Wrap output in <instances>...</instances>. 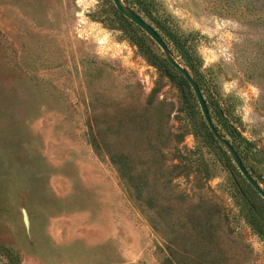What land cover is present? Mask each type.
I'll use <instances>...</instances> for the list:
<instances>
[{"label":"rangeland","instance_id":"obj_1","mask_svg":"<svg viewBox=\"0 0 264 264\" xmlns=\"http://www.w3.org/2000/svg\"><path fill=\"white\" fill-rule=\"evenodd\" d=\"M122 1L264 190V0ZM138 44L113 0H0V264H264V198Z\"/></svg>","mask_w":264,"mask_h":264},{"label":"water","instance_id":"obj_2","mask_svg":"<svg viewBox=\"0 0 264 264\" xmlns=\"http://www.w3.org/2000/svg\"><path fill=\"white\" fill-rule=\"evenodd\" d=\"M116 8L120 13H122L128 20L133 22L135 25H137L139 28H141L147 35H149L152 40H154L162 49L164 54L166 55L168 62L177 69L189 82L190 86L192 87L197 100L199 102V105L202 109L203 115L205 120L208 123V126L212 133L215 135V137L225 145L229 153L234 159V162L238 166L240 172L244 175L248 183L264 198V190L261 188L259 183L255 180V178L250 174V172L245 167L242 159L240 158L238 152L235 150L233 145L223 138L221 134L216 129L215 125L213 124L212 118L210 116V112L207 106V103L205 101V98L201 92V89L198 85V83L194 80V78L191 76V74L184 69L172 56V52L169 49L168 45L164 41V39L161 37V35L155 30L150 24H148L139 14H137L135 11L129 9L126 7L122 0H113Z\"/></svg>","mask_w":264,"mask_h":264},{"label":"trees","instance_id":"obj_3","mask_svg":"<svg viewBox=\"0 0 264 264\" xmlns=\"http://www.w3.org/2000/svg\"><path fill=\"white\" fill-rule=\"evenodd\" d=\"M129 5H138V0H125ZM175 47L177 49V52L181 53L184 56V52H187L189 50L188 45L186 42L181 41L178 39L174 42ZM141 50L143 51L144 55L150 60V62L158 69L165 71L174 81L177 82L181 90L183 91V94L185 95L187 101L189 102V105H191V87L189 85V82L185 79V77L177 70L175 69L169 62L168 59L165 57L166 55L158 56L150 50L145 49L144 44H138ZM145 49V50H144ZM191 111H193L195 120L198 124V132L199 134L209 143V144H217L221 145L222 143L215 137V135L212 133L210 128L207 126L205 121H201L198 119L197 114H195L193 108H191ZM197 118V119H196ZM225 117L222 112L219 113V123H223L220 121H224ZM231 133V132H229ZM225 146V145H224ZM249 223L253 226V228L259 233H264V216L261 212H257L256 208L249 207L248 208V217Z\"/></svg>","mask_w":264,"mask_h":264}]
</instances>
